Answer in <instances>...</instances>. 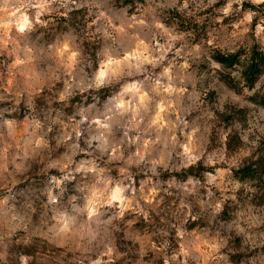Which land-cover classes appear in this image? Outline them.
Returning <instances> with one entry per match:
<instances>
[{"label": "clouds", "instance_id": "1", "mask_svg": "<svg viewBox=\"0 0 264 264\" xmlns=\"http://www.w3.org/2000/svg\"><path fill=\"white\" fill-rule=\"evenodd\" d=\"M0 69V264H264V0H0Z\"/></svg>", "mask_w": 264, "mask_h": 264}, {"label": "rangeland", "instance_id": "2", "mask_svg": "<svg viewBox=\"0 0 264 264\" xmlns=\"http://www.w3.org/2000/svg\"><path fill=\"white\" fill-rule=\"evenodd\" d=\"M223 2H224V0H221V4ZM219 6L220 5H217V7H219ZM244 7L248 8V7H250V5L246 3L244 5ZM209 13H211V10H209ZM173 15H175V13H173ZM225 23L227 24L228 21L226 20ZM205 24L207 26L208 22H205ZM195 27H196V25L189 24V28H195ZM204 34H205V29L204 28H199L197 30V39H199L201 36H204ZM253 50H255V49H253ZM242 52H243V49H241V52L236 53L237 57H239L242 54ZM216 57L225 58V56H222L219 52L216 53ZM0 71H2V69H0ZM21 86H23V85H21ZM17 90L18 89L15 88L12 84L8 83V78L7 77H5L4 79H0V106H6V105L3 104V98L6 97V96H9L10 91H11V96H9V98L10 99L14 98V94H15V92ZM27 99H28V96L26 95L25 96V101H27ZM41 102H42V99L38 98L37 103L40 104ZM21 107L24 108V111H28V109L24 105H21ZM21 128H23V125H21ZM166 176H167V174H165V178H166ZM181 178H183V177L181 176ZM3 186H4L3 179L0 178V188H3ZM171 199L172 198H167L166 203H168V201H170ZM168 209H169V213H171V211H172V205L171 204H169ZM135 227L139 228L140 225L136 224ZM155 227L156 226H153L152 230H154ZM147 244H148V238L147 237L142 242L138 243L137 247L139 248V254L141 256H143L144 248H145V246ZM153 256H154V254H153ZM151 264H159V262L156 259L153 258L152 261H151Z\"/></svg>", "mask_w": 264, "mask_h": 264}, {"label": "trees", "instance_id": "3", "mask_svg": "<svg viewBox=\"0 0 264 264\" xmlns=\"http://www.w3.org/2000/svg\"><path fill=\"white\" fill-rule=\"evenodd\" d=\"M253 52H255V50H253ZM216 58L224 60L226 63L231 64L232 62L236 61L238 57H237V55H230V56H227L225 58H223V57H216ZM253 59H255V57ZM258 68H259V66L256 65L255 63H253V66L249 69L250 75L255 74L258 71Z\"/></svg>", "mask_w": 264, "mask_h": 264}]
</instances>
